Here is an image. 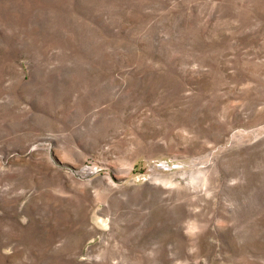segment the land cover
<instances>
[{
	"label": "rangeland",
	"instance_id": "374dc122",
	"mask_svg": "<svg viewBox=\"0 0 264 264\" xmlns=\"http://www.w3.org/2000/svg\"><path fill=\"white\" fill-rule=\"evenodd\" d=\"M0 264H264V0H0Z\"/></svg>",
	"mask_w": 264,
	"mask_h": 264
}]
</instances>
